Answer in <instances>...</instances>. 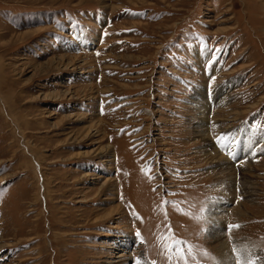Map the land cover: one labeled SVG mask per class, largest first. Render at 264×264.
Returning a JSON list of instances; mask_svg holds the SVG:
<instances>
[{
	"label": "rangeland",
	"instance_id": "1",
	"mask_svg": "<svg viewBox=\"0 0 264 264\" xmlns=\"http://www.w3.org/2000/svg\"><path fill=\"white\" fill-rule=\"evenodd\" d=\"M100 16L115 22L101 46ZM227 132L238 165L216 146ZM251 132L264 133V0H0V264H167L153 241L169 226L219 264L211 215L236 171L226 218L240 227L224 239L264 263Z\"/></svg>",
	"mask_w": 264,
	"mask_h": 264
},
{
	"label": "bare ground",
	"instance_id": "2",
	"mask_svg": "<svg viewBox=\"0 0 264 264\" xmlns=\"http://www.w3.org/2000/svg\"><path fill=\"white\" fill-rule=\"evenodd\" d=\"M62 60V59H61ZM202 135V134H201ZM208 136V135H207ZM209 139V138H208ZM212 148V147H211ZM214 148V147H213ZM217 150V149H216ZM210 152V150H209ZM205 153V152H204ZM213 152L211 151L210 154H212ZM215 153V151H214ZM209 154V155H210ZM223 155L220 153V151L218 150V155L216 156L217 159L223 161L225 160V164L227 165L228 169H232L233 168V165H232V162L229 161L227 158H225L223 156V160L221 159ZM212 159V157H211ZM214 163V162H212ZM251 165V162L249 163ZM214 165V164H213ZM237 168V167H236ZM221 171V170H219ZM225 173V172H224ZM221 174V173H220ZM236 174V175H235ZM229 175V174H227ZM238 175V172L236 171L233 176H229L230 178V183H231V187L233 185V192H234V196H233V199H231L230 201L228 202H217V203H214L216 204V206L214 208H216L215 210H213V214L211 215V219H212V223L214 225V228L216 229V231H212L211 232V235L212 237H214V239L220 243V258H219V264H230L231 262L233 264H236V261H235V255L233 252H232V249L233 247H235L236 249H238L239 251H242L246 254L247 257H251V258H255L256 257V253H254L253 251H246L245 250V247H238V245L236 243H233V244H230V240H227V239H224L225 236L227 235L226 233V229H227V218L229 216V212H230V207L233 206V203H235L237 200H238V197H237V190H236V181H235V178L236 176ZM248 177V176H247ZM236 180H239L240 182V179H237ZM230 188V187H229ZM238 190L239 192L241 191V187L238 186ZM247 188L251 189V186L249 185V182L246 181V180H243V185H242V193L244 194V197H245V193H248V192H251L249 191V189L247 190ZM249 196V195H248ZM239 202V200H238ZM235 210V209H234ZM211 214V213H210ZM219 228H223V230H221V232H217L219 230ZM257 255L259 256L258 257V260H257V264H264L263 263V259L260 257V253L257 252Z\"/></svg>",
	"mask_w": 264,
	"mask_h": 264
},
{
	"label": "snow or ice",
	"instance_id": "3",
	"mask_svg": "<svg viewBox=\"0 0 264 264\" xmlns=\"http://www.w3.org/2000/svg\"><path fill=\"white\" fill-rule=\"evenodd\" d=\"M222 139V137H218V140ZM171 203L173 207H177L179 203L182 202H168ZM182 211V210H181ZM239 225H231L227 226L226 231L231 235V232L234 229H238ZM139 236L140 233L137 232ZM157 242L161 248V255L165 257L167 260V264H199V257H207L210 254L206 251H201L196 248V246L191 245L189 242L185 240L177 239L174 234L171 233L170 226L168 228V233L166 235H161L157 238ZM232 252L235 255L236 264H257V259L249 258L242 251H239L235 247H233ZM137 264H141V261H137ZM150 264H156L155 261H151Z\"/></svg>",
	"mask_w": 264,
	"mask_h": 264
}]
</instances>
